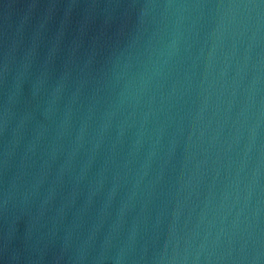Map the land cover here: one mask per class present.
I'll return each instance as SVG.
<instances>
[{
    "label": "clouds",
    "instance_id": "1",
    "mask_svg": "<svg viewBox=\"0 0 264 264\" xmlns=\"http://www.w3.org/2000/svg\"><path fill=\"white\" fill-rule=\"evenodd\" d=\"M149 15L155 28L140 70L117 82L102 113L89 108L76 123L75 95L61 110L62 86L51 91L41 113L48 123L20 156L22 164L46 157L32 188L57 165L53 185L67 175L74 189L83 185L85 207L99 201L94 232L115 206L106 244L138 202L148 211L163 197L147 264H264V0H159L144 6ZM18 92L0 121V133L10 126V158L31 119L11 111ZM110 165L119 169L111 179ZM55 193L50 186L46 201ZM136 235L134 222L117 264Z\"/></svg>",
    "mask_w": 264,
    "mask_h": 264
},
{
    "label": "water",
    "instance_id": "2",
    "mask_svg": "<svg viewBox=\"0 0 264 264\" xmlns=\"http://www.w3.org/2000/svg\"><path fill=\"white\" fill-rule=\"evenodd\" d=\"M154 2L159 0H0V121L17 85L11 111L16 117L25 113L31 117L14 158L7 156L10 126L0 133V264H117L116 256L134 222L136 241L121 264H147L158 246L159 228L153 227L152 216L163 197L148 211H142L138 202L106 244L115 206L94 232L100 203L94 199L85 207L83 185L74 189L67 175L53 185L57 168L53 165L33 189L46 157H33L24 164L20 160L27 139L48 123L41 113L54 88H63L61 110L75 95L72 118L79 123L89 108L94 117L102 113L118 91L117 82L140 70L155 28L153 18L142 17L141 11ZM54 127L50 125V134ZM126 153L127 141L116 164L123 165ZM101 162L93 166L90 178ZM109 167L111 179L119 169ZM50 186L56 193L46 201Z\"/></svg>",
    "mask_w": 264,
    "mask_h": 264
}]
</instances>
